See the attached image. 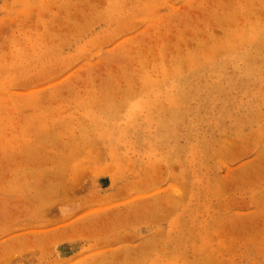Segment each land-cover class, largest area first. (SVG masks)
I'll return each instance as SVG.
<instances>
[{"label":"rangeland","instance_id":"rangeland-1","mask_svg":"<svg viewBox=\"0 0 264 264\" xmlns=\"http://www.w3.org/2000/svg\"><path fill=\"white\" fill-rule=\"evenodd\" d=\"M0 264H264V0H0Z\"/></svg>","mask_w":264,"mask_h":264}]
</instances>
